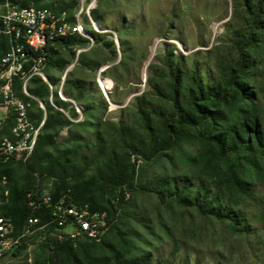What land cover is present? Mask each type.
Listing matches in <instances>:
<instances>
[{
    "label": "rangeland",
    "instance_id": "obj_1",
    "mask_svg": "<svg viewBox=\"0 0 264 264\" xmlns=\"http://www.w3.org/2000/svg\"><path fill=\"white\" fill-rule=\"evenodd\" d=\"M65 1L76 2L68 18L73 19L72 28L83 26L79 36L86 42L58 49L54 65L45 68V79L39 77L53 89L47 85L45 97L29 100L32 113L40 115L41 104L47 116L50 106L51 114L60 112L69 122L61 127L54 121L43 128L42 133L53 135L56 142L46 149L51 154L73 150L74 133L124 154L120 128L146 137V121L158 139L166 138L163 122L174 124L177 103L180 107L186 101L174 99L168 60L187 74L196 72L202 83L225 90L233 70L249 61L245 81L255 96L254 112L264 122V0ZM57 60L63 61L61 67ZM101 79L110 80L109 90H102ZM61 87L66 101L57 96ZM57 101L66 106L60 108ZM201 134L191 130L151 162L134 157V187L161 177L187 178L241 220L232 224L195 206L164 199L153 189L128 191V198L119 190L102 198L117 211L103 240L80 241L89 245L90 259L99 264H136L132 261L142 257L149 264H264V148L256 153L255 166L244 167L233 158H213ZM38 167L29 158L12 169L20 187L29 185L44 196L52 182L39 175ZM234 174L243 180L242 187L235 184ZM70 232L64 228L51 235L61 241ZM1 264L74 263L63 254L54 255L46 236L38 233L22 241Z\"/></svg>",
    "mask_w": 264,
    "mask_h": 264
},
{
    "label": "trees",
    "instance_id": "obj_2",
    "mask_svg": "<svg viewBox=\"0 0 264 264\" xmlns=\"http://www.w3.org/2000/svg\"><path fill=\"white\" fill-rule=\"evenodd\" d=\"M22 7H35L52 9L56 14L66 12L70 14L76 7V2L58 0H12ZM262 5V3H260ZM68 18V21H72ZM253 40L250 38V41ZM86 40L79 35H69L58 38L54 47L45 50L48 65H54L58 49L70 48L75 45H83ZM6 40L0 38V55L6 51ZM59 66L62 60L56 61ZM249 61L242 62V65L233 70L229 77L227 86L229 90L215 85L204 84L196 78L195 73L183 72L174 60H168L169 75L173 79L172 90L175 100L180 102L185 99L183 106L177 108V115L174 124L169 120L163 122V130L166 138L158 139L156 131L146 121L148 130L147 136L135 134L128 128L122 127L119 130L120 138L127 152L119 154L115 149L105 145L94 144L82 140L77 133L72 134L74 149H66L58 155L47 151V147L56 144L54 136L42 133L36 148L31 156L32 160L38 163V173L41 177L52 182L48 191L50 202L45 204L43 195H38L36 188L25 185L20 187L14 178L13 164L0 165V190L3 176L7 177V189L10 191L9 203L0 207V214L10 217L15 226V235H19L24 227L27 218L33 214L39 218V226H44L38 231L46 236L47 242L51 244L54 255L63 254L74 264H99V260H92L88 256V244L80 241H73L68 237L59 241L52 236L59 228L55 221L54 211L60 203L64 206H76L84 208L88 206L91 213L106 214L107 224L111 227L115 223L116 208L109 201L102 203L105 195L123 190L124 192L155 191L162 198H168L182 203L185 206H195L198 209L218 218L229 220L232 224L241 220V215L221 206L217 199L208 197V190L202 185L196 187L187 178L177 181L175 178L161 177L149 181L135 188V164L133 158H142L148 162L159 156L163 150L173 148L177 141L182 140L190 134L191 130H202V140L209 148V153L220 161H228L233 158L244 167L247 164L256 165V153L264 148V122L254 112V94L250 91L246 79ZM187 81V83L185 82ZM34 84L36 87L30 88ZM16 94L19 98L29 101L16 86ZM48 87L39 77H34L29 84V92L35 97L43 98L48 93ZM48 105V104H47ZM60 108L66 106L62 101H57ZM33 109V108H32ZM29 111L32 120L40 122L43 119L44 111L39 109V114ZM47 118L44 129L52 127L57 121L61 127L69 125V122L61 118V113L51 114L52 108L47 107ZM205 132V133H204ZM84 143V144H82ZM86 148L84 154L82 149ZM94 170L89 175L91 170ZM235 184L242 187L244 182L241 178L234 177ZM38 200L37 207L32 208L30 202ZM35 234V235H36ZM87 243H93L84 241ZM53 258H51V261ZM87 263H84L85 261ZM145 257L135 259L136 264H149Z\"/></svg>",
    "mask_w": 264,
    "mask_h": 264
},
{
    "label": "built area",
    "instance_id": "obj_3",
    "mask_svg": "<svg viewBox=\"0 0 264 264\" xmlns=\"http://www.w3.org/2000/svg\"><path fill=\"white\" fill-rule=\"evenodd\" d=\"M83 33L81 24L72 28L66 12L56 14L48 7L27 8L12 0H0V38L7 42L6 51L0 55V165L31 158L47 117L44 114L40 122L30 118L32 105L17 96L16 84L27 98L35 99L29 92V84L34 77L45 79L44 71L48 66L45 50L57 49L58 38L73 34L83 36ZM46 83L53 89L47 80ZM102 90L105 92L103 87ZM57 96L66 101L62 87ZM50 103L56 107L52 97ZM40 108L45 111L41 104ZM6 186L7 177L3 176L0 207L9 203L10 191ZM125 195L129 197L128 192ZM42 200L49 204L48 192ZM37 202L32 200L30 206L36 208ZM54 216L59 228L71 229L67 237L73 241L100 243L109 229L106 214L91 213L88 206L78 208L60 203ZM39 222V218L31 214L16 236L13 220L0 214V264L22 241L44 229Z\"/></svg>",
    "mask_w": 264,
    "mask_h": 264
},
{
    "label": "bare ground",
    "instance_id": "obj_4",
    "mask_svg": "<svg viewBox=\"0 0 264 264\" xmlns=\"http://www.w3.org/2000/svg\"><path fill=\"white\" fill-rule=\"evenodd\" d=\"M100 83H101V85H102V87H103V89L105 91H107V90H109L111 88V82H110V80H102V81H100Z\"/></svg>",
    "mask_w": 264,
    "mask_h": 264
}]
</instances>
